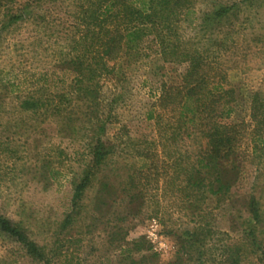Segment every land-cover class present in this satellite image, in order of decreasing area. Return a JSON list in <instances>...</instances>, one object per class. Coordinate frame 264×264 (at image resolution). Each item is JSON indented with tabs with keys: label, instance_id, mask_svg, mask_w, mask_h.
Instances as JSON below:
<instances>
[{
	"label": "rangeland",
	"instance_id": "rangeland-1",
	"mask_svg": "<svg viewBox=\"0 0 264 264\" xmlns=\"http://www.w3.org/2000/svg\"><path fill=\"white\" fill-rule=\"evenodd\" d=\"M96 1L0 0V215L43 253L0 232V264H264V155L253 150L247 110L252 93L264 99V0H190L173 25L172 37L217 62L221 82L244 99L228 120L239 125L225 163L235 175L218 193L213 174L193 170L200 134L186 124L174 135V112L154 104L159 118L145 120L161 71L173 82L183 65L142 58L124 81L91 82L94 98L72 89L73 60L89 65L97 48L81 20ZM220 7L230 10L215 20ZM97 138L109 153L72 208ZM193 177L204 185L190 186Z\"/></svg>",
	"mask_w": 264,
	"mask_h": 264
},
{
	"label": "trees",
	"instance_id": "trees-1",
	"mask_svg": "<svg viewBox=\"0 0 264 264\" xmlns=\"http://www.w3.org/2000/svg\"><path fill=\"white\" fill-rule=\"evenodd\" d=\"M189 1L97 0L93 9H84L81 20L86 23L85 36L91 35L90 39L96 41L97 48L90 58L91 64L83 66L86 60L81 56L73 60L78 79L72 89L82 91L83 96L94 98L96 92L92 89L91 82L101 77H109L113 82L124 81L127 69L142 58L150 57L151 64L161 61L173 66L183 65L181 71L175 72L176 80L173 82H167L161 71L162 78H159L162 81L149 89L151 102L144 113L145 120L157 121L159 115L155 114L154 107L158 106L174 112L171 125L178 131L174 130V135L186 124L191 125L192 132L199 133L205 140V147L195 159L194 173H199L201 168H205L208 174H213V179L218 185L211 189V192L218 193L227 188L225 182L230 184L235 175L233 165L225 163H230L228 157L239 147V125L228 120L244 99L236 97L234 88L221 82L223 76L218 75L217 62L213 66L209 65L203 55L189 50L183 41L172 37L176 32L173 25L175 26L178 18L183 16L185 22L190 12ZM229 10L230 7L218 8L213 12L215 20L225 16ZM145 48L149 52H145ZM83 79L89 83L82 84ZM146 82L147 79L143 81L144 84ZM59 99L66 101L62 95ZM248 102L249 118L254 123L251 135L253 150H258L264 155V99L259 94L252 93ZM98 128L103 129L102 123ZM90 153V164L74 187L72 208L75 207V200L88 183L93 171L103 163L109 151L102 139L97 138ZM223 178L227 180L224 184L220 180ZM203 180V177H193L189 185L198 189L204 185ZM249 211L254 218H259L254 200L250 202ZM69 218L68 214L63 223ZM0 232L22 245L30 256L43 258L42 249L17 225L1 215ZM238 258L232 257L230 262L234 264L238 262Z\"/></svg>",
	"mask_w": 264,
	"mask_h": 264
}]
</instances>
